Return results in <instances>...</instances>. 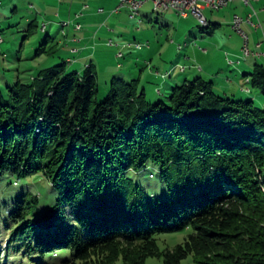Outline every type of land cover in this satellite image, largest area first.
<instances>
[{
    "label": "trees",
    "instance_id": "obj_1",
    "mask_svg": "<svg viewBox=\"0 0 264 264\" xmlns=\"http://www.w3.org/2000/svg\"><path fill=\"white\" fill-rule=\"evenodd\" d=\"M58 49L50 38L36 57ZM67 65L0 91V177L43 179L55 193L46 211L34 193L14 197L0 264L5 251L33 264H264V108L201 78L156 101L116 78L101 101L95 67ZM246 76L264 99V67ZM150 166L166 196L137 177ZM180 232L185 242L162 252L159 236Z\"/></svg>",
    "mask_w": 264,
    "mask_h": 264
},
{
    "label": "rangeland",
    "instance_id": "obj_2",
    "mask_svg": "<svg viewBox=\"0 0 264 264\" xmlns=\"http://www.w3.org/2000/svg\"><path fill=\"white\" fill-rule=\"evenodd\" d=\"M20 3L25 5L24 9L29 10L28 1H21ZM116 9H114L113 12L112 9H106V13L103 14V18H105V25L107 24V27H113L116 32V36L111 38L114 44L111 45V41H109L106 46H102L97 50L96 56L90 57L89 59V62H95L98 70V86L100 91L99 100L103 101L109 95L111 83L114 79H126L128 82L134 81L139 74L141 75V71L143 69L145 70L143 73L144 82L140 88L147 90L148 97L152 101H156L158 99L166 100L172 88L176 86L177 79L181 78V81L177 83L180 85L183 84L188 75L191 76L188 78L189 80H194V76L190 73V71H188L187 74L182 73L185 67L191 69V66H189L185 60V56L188 54V43L186 42L181 44L178 43L179 49L174 53L171 61H169L168 68L170 74L165 77H160L158 81H156L157 78L151 75V70L148 69V67L144 68L143 64H137V60L142 58L140 54L146 49L144 46H146L149 42H152V40L154 41V38H157V35L161 36L164 41L167 38L172 40L175 29L174 27L168 29L162 24H159V21L156 19H159L162 22L163 17L161 15L159 16L154 14L153 20L150 21L140 15L137 16V18H132V13L129 8H123L119 14L114 13ZM209 13L210 10L204 12L206 19H209ZM29 19L31 21L37 19L38 27L33 29V34L27 39L26 36L29 35L27 30L31 21H28L27 15L23 14L18 15L14 19L13 23L10 26L4 27L0 33V51L2 52H0V91L2 92H5L7 87L15 85L18 81L25 84L31 83L32 79L37 77L43 70L56 65H61L65 62V55H63L61 50L50 56L42 55L40 57H36V52L40 46L47 40H50V38L55 37L58 34L60 27L54 26L51 28V31L49 30V33H44V24L41 25L40 23L41 18L34 15L32 17L30 16ZM109 19H111L110 23ZM177 21L178 20H176V23ZM197 21L196 26L197 28H200L202 24L198 19ZM168 30H170V32ZM138 44H141L143 49L140 50L136 48V45ZM130 45H133V48H128ZM120 53H123L122 55H124L121 58L118 57ZM209 60H212L211 63L220 68V65L217 63L219 58L216 59L213 57ZM155 64L157 66L158 62ZM128 65H133L135 67V77L128 75V68L130 67ZM196 65L197 68H200V66L203 65V62H200L199 64L196 63ZM67 66L68 70L72 72L75 70L83 71L85 69L84 64L74 67L68 63ZM226 68L227 71H225L224 74L227 78L231 77L235 83H237L233 86L236 88V92L240 94V96L238 95L234 98L237 100L255 99L257 104L264 108V99L261 92L254 89L251 84L245 80V75L250 74V71L243 72L240 67L235 65L228 66ZM219 70L221 72L222 69ZM147 74H149V77ZM215 80L219 81L218 74H215ZM154 85L155 88L151 87ZM242 88H244L243 92L250 89L253 92V95L242 94L240 92ZM157 90H161L163 94H157ZM216 92L220 94V91ZM152 175H154V177H152ZM137 177L140 179L142 185L149 189L150 192H154V194H158L160 196L167 195V189L162 183L160 174L155 168L150 166L143 170ZM14 181L15 179L8 176L0 177V241L5 240L8 233L5 228L6 219L4 216L7 213L8 206L15 200L14 197L23 195L26 190L28 193H34L42 199V207L44 211H46L45 207L52 205L55 200V193L50 189V186H45L43 179L37 182V184H33L32 178L23 179L18 187L13 185ZM50 208L51 206L47 209L49 210ZM187 234V232H180L159 236L160 250L162 252L167 249L174 250L178 245L185 242ZM4 247H6V245H4ZM5 252L6 256L2 258V261L7 259V255H11V258H9L6 264H33L27 259L22 258V255L14 256L15 254L11 251L9 253L7 251ZM69 256L70 253L62 252L58 256H47L46 260L53 259L54 261H64L69 258ZM116 264H125V262L123 258H121L116 262ZM145 264H165V260L163 256H160L148 259ZM182 264L195 263L193 258L189 257L184 260Z\"/></svg>",
    "mask_w": 264,
    "mask_h": 264
},
{
    "label": "crops",
    "instance_id": "obj_3",
    "mask_svg": "<svg viewBox=\"0 0 264 264\" xmlns=\"http://www.w3.org/2000/svg\"><path fill=\"white\" fill-rule=\"evenodd\" d=\"M21 1L29 2V10L24 9L25 5H22ZM120 1L122 0H0V33L4 27L10 26L20 14L27 15L28 21H31L29 19L30 16L37 15V17L41 18V25L46 24L48 26H46V33H49V30L51 31L54 26L60 27L58 34L53 38L59 43V51L61 50L63 55H65V62L70 63L72 61L71 65L74 67L84 64L86 68V66L93 65L98 73L95 62H89V59L96 56L97 50L102 46H106L109 41H113L111 38L116 36L114 28L107 27V24L105 25L103 14L106 13V9H112L113 12L120 4ZM252 5L256 12L252 20L254 23H260L262 27L256 29L246 23L243 28L249 35V48L260 52L262 56L259 57H245L242 54L244 40L232 27L235 15L247 18L253 13L252 8L241 0H236L219 12L206 8L205 11L210 10L209 19L207 20L209 25L213 27L208 32L202 30L201 27L197 28L196 22L198 21L194 16L182 18L174 11L159 14V12L155 11L152 2H146L137 16L140 15L152 21L154 14L161 15L163 17L162 22L156 19L159 24L168 29L174 27L175 33L172 40L167 38L165 41L161 36L157 35L154 41L152 40V42L144 46L146 49L140 54L142 58L137 60V64H143L144 68L148 67L151 70V75L157 78L156 81H158L160 77L170 74L169 61L179 49V44L186 42L188 43V54H186L185 60L191 66V69L185 67L182 73L187 74L190 71L194 76V80L201 78L212 82L214 92L220 91V94L217 93L218 95L240 96L233 86L237 83L231 77L227 78L224 74L227 71L226 67L235 65L240 67L243 72L250 71V74L254 71L256 65L264 67V0L254 1ZM120 12L114 13L119 14ZM176 20H178L177 23ZM34 21L37 23V19H35L30 24ZM78 25H81L82 28L77 29ZM168 31L170 32V30ZM129 47L133 48V46ZM141 49H143V46ZM213 57L219 58L217 63L220 68L213 65L211 63L212 60H209ZM156 62H158L157 66ZM200 62H203V65L197 68L196 63L199 64ZM128 66H130L128 75L135 77V67L133 65ZM219 69H222L221 72ZM144 72L145 70L143 69L141 75L139 74L136 78L140 82V87H142L144 82ZM215 74H218L219 81L215 80ZM147 75L149 77V74ZM188 76L184 82L191 81L188 79L191 76ZM245 77L246 82H248L250 78L246 75ZM180 81L181 78L176 80L177 83ZM177 83L176 86H179L180 84ZM151 87L155 88V85ZM243 89L240 91L242 94L253 95L250 89V93H247V91L243 92ZM144 90L147 92L146 89ZM157 94H163V92L157 90Z\"/></svg>",
    "mask_w": 264,
    "mask_h": 264
},
{
    "label": "built area",
    "instance_id": "obj_4",
    "mask_svg": "<svg viewBox=\"0 0 264 264\" xmlns=\"http://www.w3.org/2000/svg\"><path fill=\"white\" fill-rule=\"evenodd\" d=\"M236 0H122L119 7L115 12H120L123 8H129L132 13V18H136V9L137 7H143L146 2H152L154 4L155 10H162L163 12L174 11L177 15L182 18H188L189 16L196 17L200 22L206 20L204 11L206 8L211 9L214 12H219L227 8L231 3ZM247 6H250L253 10V13L247 17L243 18L240 15H235L233 19L232 27L234 31L242 37L244 40V51L243 55H260L262 54L258 51H255V54H247L245 51V44L249 43V35L245 32L243 25L248 23L252 27L259 29L262 27L260 23H254L252 17L254 13L252 3L258 0H241ZM82 28L81 25L77 26V29ZM45 31V30H44ZM113 45V41L110 42ZM131 48V47H129ZM123 55L119 54L121 58ZM71 62V61H70ZM249 91V90H248Z\"/></svg>",
    "mask_w": 264,
    "mask_h": 264
},
{
    "label": "bare ground",
    "instance_id": "obj_5",
    "mask_svg": "<svg viewBox=\"0 0 264 264\" xmlns=\"http://www.w3.org/2000/svg\"><path fill=\"white\" fill-rule=\"evenodd\" d=\"M141 8H142V7H137V9H136V16L140 13ZM155 11H157V12H159V13H163L162 10H155ZM201 24H202L203 27H207V26H209V22H208L207 19L204 20V21H202ZM45 29H46V25L43 26V31H44ZM130 46H133V45H130ZM141 47H142L141 44L136 45V48H138V49H140ZM242 51H244V48H243ZM245 51H246L247 54H255V51H252V50L249 48L248 44H245ZM244 56H245V57H249L250 55H244ZM252 56L259 57L260 55H252Z\"/></svg>",
    "mask_w": 264,
    "mask_h": 264
}]
</instances>
